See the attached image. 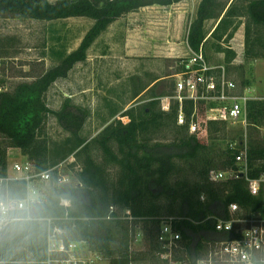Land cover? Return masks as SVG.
<instances>
[{"label":"trees","instance_id":"trees-1","mask_svg":"<svg viewBox=\"0 0 264 264\" xmlns=\"http://www.w3.org/2000/svg\"><path fill=\"white\" fill-rule=\"evenodd\" d=\"M180 1L0 0V14L45 21L69 17L94 20L79 46L63 53L59 63L35 79L19 82L12 90L0 93V176L7 175L6 156L11 147L19 148L37 171L57 166L70 155L75 158L74 164L81 166L75 185L59 184L55 170L41 202L32 204L30 209L7 211L0 228V264H17L19 249L27 251L30 261L38 264L65 262L66 252L49 249L55 228L60 230L58 234L55 232L58 239L67 246L72 242L84 243L90 252L108 259L109 264H134L151 253L159 257L160 228L170 219L181 233V247L175 252V259L193 263L209 251L210 243L229 237L215 229L216 219L212 215L228 217L229 205L237 203L247 214L257 212L264 218V187L254 195L246 178H257L264 173L261 131L264 99L247 101V125L225 148L217 146L214 140L218 135L226 137L227 122L207 120V105L202 100L198 102L199 126L194 133L189 132L188 122L178 124L177 101L171 102L170 110L166 111L153 96L140 106L127 108L121 115L128 117L127 122L116 118L91 140L81 135L90 108L74 104L67 97L54 110L46 101L52 84L66 77L76 63L87 59L90 47L114 21L145 6ZM208 19L219 20L210 38L213 49L225 54L228 69L237 55L230 41L242 25L245 60L264 59V0H201L187 35L192 51L204 50ZM238 67L243 68L244 64ZM182 68L180 65L177 72ZM249 84L245 80L241 85ZM169 86L174 91L175 80ZM165 94L173 92L163 90L160 95ZM193 108V101H186L188 119ZM51 114L69 133L55 148L50 146L46 134ZM245 137L247 176L211 180L212 169L235 167V156ZM232 141L237 142L235 148L230 146ZM26 196L25 180H9L3 185V200ZM138 234L147 245L141 254L132 250ZM256 264H264V260L258 259Z\"/></svg>","mask_w":264,"mask_h":264},{"label":"rangeland","instance_id":"rangeland-1","mask_svg":"<svg viewBox=\"0 0 264 264\" xmlns=\"http://www.w3.org/2000/svg\"><path fill=\"white\" fill-rule=\"evenodd\" d=\"M196 10L194 3L189 1L169 7L168 12L166 8L154 6L150 9L142 8L130 12L117 19L93 43L88 50L87 59L76 63L66 77L52 84L46 94L48 105L57 110L68 97L74 104L90 108V116L81 131V135L88 140L98 135L116 118L127 122L128 117L121 116L123 112L132 106H140L153 96L159 99L162 108V98L166 94H160L163 90L174 93L169 86L175 80L174 74L177 73L182 59H187L192 54L191 52L176 55L168 51L166 47L170 43H177L183 47V50L186 48L183 41L187 37L188 25L193 16L195 17ZM181 12L182 18L176 17L178 28H170L174 13L181 14ZM93 23L94 20L88 17L45 21L10 13L0 14V52L3 53L1 57L4 58L0 80L8 86L9 90H12L19 82L35 79L46 69L59 63L63 53L75 50ZM211 29L206 28V31ZM233 38L232 45L236 48L237 57L229 69L214 51L211 38L204 45L206 57L212 65H223L229 78L238 85L247 80L250 83L248 86L251 96L262 97L264 95V59L245 60L243 25ZM129 39L136 47L135 52L128 49ZM162 50L171 54L166 51L162 53ZM141 54L144 55L139 56ZM241 64H244L243 68L238 67ZM147 85H150L148 91L135 98V95ZM217 104L219 107L223 105L220 102H216ZM245 127L240 123L228 121L226 137L218 135L214 142L217 146L225 148L228 142L234 136H239V132ZM261 131L264 136V127ZM46 134L52 148L63 143L69 136L52 114L46 123ZM9 150L10 148L6 156L7 173L15 175L12 170L13 163L23 162L24 154L18 149L8 153ZM74 160L75 158L70 155L57 167L58 176L61 179L66 178L67 184L70 185L77 183V172L81 169L80 164H74ZM111 173L115 176L114 170ZM41 184L43 196L49 185L39 183V187ZM56 234H52L50 238L51 248H55L54 244H58L59 239ZM81 246H76L70 251L71 254L67 253L68 258L75 261L91 259L93 260L91 264H109V260L104 257L97 259L95 253L90 252L84 243ZM132 250L140 254L147 250L146 242L140 234L132 242ZM208 250L203 255L210 253V244ZM18 258L17 264H38L30 261L29 254L23 249L18 250ZM70 262L65 261L61 264ZM134 264L164 263L155 253H151L146 258L134 261ZM216 264L221 263L217 261Z\"/></svg>","mask_w":264,"mask_h":264},{"label":"built area","instance_id":"built-area-1","mask_svg":"<svg viewBox=\"0 0 264 264\" xmlns=\"http://www.w3.org/2000/svg\"><path fill=\"white\" fill-rule=\"evenodd\" d=\"M182 70L174 74L175 89L174 93L163 98L167 103H162L163 110H170L171 101L179 103V111L177 114L178 124H189V132L194 133L198 130V102L205 101L206 119L207 120H223L233 123L247 125L246 104L251 99H264L262 97L251 96L249 86L243 87L238 85L234 80L230 79L224 66L212 65L206 54L201 48L199 51H192V54L187 59H182ZM4 66V58L0 57V70ZM9 90L0 80V93ZM192 100L194 103L193 112L189 119L184 109L186 101ZM216 102L223 105L218 106ZM232 148L237 146V142L230 143ZM248 144L246 137L240 144V151L235 156V167L223 169H212L210 171V179L213 181H221L229 178H239L243 175L247 176L248 161H247ZM57 166L51 167L43 171H37L34 163L25 158L23 162L15 161L12 166L15 175L8 174L0 176V228L6 219L7 211L15 208H28L36 202H41L44 198L42 184H50L53 171L57 170ZM249 190L252 194H258L264 187V173L257 178H248ZM25 180L27 183V196L23 199L3 200L1 193L3 185L9 180ZM59 184H67V179H61L58 176ZM39 187V188H38ZM46 190V189H45ZM41 196V197H40ZM63 203L68 205V200H63ZM129 213V211H127ZM216 219L215 229L222 234H227L229 237L218 239L214 243H210L211 251L208 255H201L195 262L189 263L176 260L175 252L181 247V233L177 231L172 223V219L162 223L158 235L161 251L159 258L165 264H216L217 261H222L227 264H256V260H264V218L260 213L253 212L247 214L237 203L229 205V216H211ZM59 233L60 230L55 228L52 234ZM50 235V238L52 237ZM139 235V234H138ZM55 236V235H54ZM140 236H142L140 234ZM78 243L72 242L68 246L62 239H59L58 244H54L56 250L60 252L70 253ZM96 258H101L95 254ZM73 261L74 263L91 264L93 260L67 259L66 262Z\"/></svg>","mask_w":264,"mask_h":264},{"label":"crops","instance_id":"crops-1","mask_svg":"<svg viewBox=\"0 0 264 264\" xmlns=\"http://www.w3.org/2000/svg\"><path fill=\"white\" fill-rule=\"evenodd\" d=\"M189 1H191V2H193L194 3V5L196 6V8L198 9V6H199V3H200V1L201 0H182V1H180V2H177V3H173V4H170V5H159V4H154V5H149V6H145V7H142L143 9H146V8H153L154 6H159V7H162V9L163 8H166V10H167V12H168V8L169 7H173L174 5H178L179 3H182V2H189ZM142 8H140V9H142ZM139 9V10H140ZM138 11V10H137ZM133 12H135V11H133ZM196 13H197V10H196ZM196 13H195V17H196ZM175 14V16L173 17V19H171L172 20V26H170V28H178V26H177V23H178V20L176 19V17L177 16H179V17H181L182 18V12H181V14H177V13H174ZM195 17L193 16V19H195ZM192 19V20H193ZM192 20L190 21V23L192 22ZM218 19H208V20H206L205 21V31H206V28H212L210 31H206V39H210V34H211V32H212V30L216 27V25H217V23H218ZM190 23H189V25H188V30H189V26H190ZM244 26V25H243ZM187 35H188V32H187ZM234 39V38H233ZM233 39H231V42H230V44H231V47L236 51V48H235V46H233L232 45V43H233ZM213 42V41H212ZM212 42H211V45H212ZM183 43L184 44H186V46H184V47H186L184 50L182 49L183 47H181V46H179V44H177V43H175V44H171L170 43V45L169 46H167L166 48H167V50L168 51H171L172 53H175L176 55L177 54H181L182 53V55H184V54H190L191 52H192V49L189 47V45H188V41H187V37H186V39L183 41ZM128 49H130V51H134L135 52V49H136V47L135 46H133V43H132V41H131V39H129V41H128ZM188 48V49H187ZM171 49V50H170ZM166 50H162V53L163 52H165ZM168 51H166L167 53H169ZM215 51V50H214ZM160 52V51H159ZM131 53V52H130ZM216 53L222 58V61H223V63H224V58H225V54L223 53V52H217L216 51ZM236 53H237V51H236ZM169 54H171V53H169ZM130 55H134V54H130ZM142 55H144V54H141V55H139V56H142ZM153 55H155V54H153ZM236 57H237V55H236ZM236 59V58H235ZM235 59L232 61V63L231 64H234V62H235ZM155 81V80H154ZM153 81V82H154ZM152 82V83H153ZM152 83H150V84H152ZM150 88V85H147L146 87H145V89L141 92V93H139L138 94V96L140 95V94H144L146 91H148V89ZM166 97V95L163 97V98H165ZM163 98H162V103H167V101L166 100H164L163 101ZM13 149H18L19 151H20V149L19 148H17V147H11L10 148V150L8 151V153H10V151H12ZM24 156V159L25 158H27L25 155H23ZM81 244H83V243H78V247L80 246V247H82L81 246ZM75 249V248H74ZM73 249V250H74ZM47 264V263H46ZM48 264H50V262H48Z\"/></svg>","mask_w":264,"mask_h":264},{"label":"water","instance_id":"water-1","mask_svg":"<svg viewBox=\"0 0 264 264\" xmlns=\"http://www.w3.org/2000/svg\"><path fill=\"white\" fill-rule=\"evenodd\" d=\"M0 217H1V208H0Z\"/></svg>","mask_w":264,"mask_h":264}]
</instances>
